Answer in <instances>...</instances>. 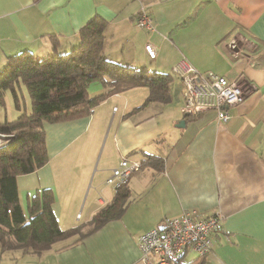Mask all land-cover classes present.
<instances>
[{
    "label": "crops",
    "instance_id": "0c3cea01",
    "mask_svg": "<svg viewBox=\"0 0 264 264\" xmlns=\"http://www.w3.org/2000/svg\"><path fill=\"white\" fill-rule=\"evenodd\" d=\"M143 13L151 31L137 23ZM94 15L105 20L102 51L110 60L170 74L178 65L239 76L245 98L228 108L225 121L214 110L186 116L171 106L173 91L177 97L182 89L172 77L165 103L145 102L148 89L127 88L110 93L87 115L45 122L48 161L16 177L25 215L29 197L49 188L61 228L84 230L113 198L115 190L105 180L122 158L150 155L162 167L149 162L129 177L120 217L38 253L0 247V264H134L138 236L186 209L221 218L205 264H264V0H0V69L18 51L37 57L50 52V35L58 37L59 51L71 49ZM146 43L156 49L154 58L145 53ZM104 90L99 82L88 87L91 97ZM5 92L14 119L20 111ZM116 101L119 114L114 105L107 110ZM6 119L0 104V122ZM181 119L185 124L178 127ZM90 178L82 220L83 212L76 211Z\"/></svg>",
    "mask_w": 264,
    "mask_h": 264
},
{
    "label": "trees",
    "instance_id": "16d2710c",
    "mask_svg": "<svg viewBox=\"0 0 264 264\" xmlns=\"http://www.w3.org/2000/svg\"><path fill=\"white\" fill-rule=\"evenodd\" d=\"M105 20L94 15L78 31V43L67 51H59V39L49 38L52 50L37 57L30 50L7 56L0 70V104L5 91H10L19 114L0 122V134L9 136L0 145V247L23 252H41L54 242L76 235L89 234L111 219L117 218L128 200L129 190L122 185L110 202L100 207L82 226L63 229L52 208L53 191L43 188L29 197L27 215L17 194L16 177L35 171L48 161L44 123L71 120L89 114L110 93L135 86L149 90L145 102L165 103L169 100L172 74L134 68L114 62L102 51ZM99 82L105 90L89 96L88 87ZM21 86L30 98V111L21 109ZM21 95H20V94ZM150 155L140 160L141 168L151 162L161 168L162 160ZM77 239L75 241H77ZM208 253L177 264H205Z\"/></svg>",
    "mask_w": 264,
    "mask_h": 264
},
{
    "label": "built area",
    "instance_id": "2783aa9c",
    "mask_svg": "<svg viewBox=\"0 0 264 264\" xmlns=\"http://www.w3.org/2000/svg\"><path fill=\"white\" fill-rule=\"evenodd\" d=\"M137 23L147 31L153 29L146 13L139 16ZM231 46H236L235 42H231ZM144 50L150 58L155 57L156 49L152 44L146 43ZM172 72L178 76L182 87L183 115L214 110L217 119L225 121L228 119V108L240 104L245 98L239 76L229 79L212 71L178 65L173 66ZM6 138L9 136L0 134V145ZM140 167L139 160L122 158L111 169L105 182L116 190L126 184ZM220 221V216H203L195 209L183 210L179 216L165 217L158 226L138 236L140 255L134 264H177L188 253H209L213 247L212 236L220 227Z\"/></svg>",
    "mask_w": 264,
    "mask_h": 264
},
{
    "label": "rangeland",
    "instance_id": "374dc122",
    "mask_svg": "<svg viewBox=\"0 0 264 264\" xmlns=\"http://www.w3.org/2000/svg\"><path fill=\"white\" fill-rule=\"evenodd\" d=\"M117 60V59H116ZM117 61H119V60H117ZM118 63H120V62H118ZM150 64L148 63V66H149ZM2 69V68H1ZM0 69V70H1ZM154 69V68H153ZM147 70H150L148 67H147ZM160 71H162V70H160ZM167 72V71H166ZM172 77H173V80H179V78H178V76L175 74V73H172ZM93 83H95V82H93ZM93 83H91V84H93ZM96 83H98V82H96ZM177 83V82H176ZM90 84V85H91ZM21 88H22V86H21ZM21 88H20V90H21ZM129 89H131V90H141V89H144V90H147L148 88L146 87V86H135V87H131V88H129ZM137 92H141V91H137ZM6 93V92H5ZM20 94V93H19ZM148 94V93H147ZM21 95V94H20ZM181 95H177V97L174 95V91H173V93H172V98H173V101L171 102V106H175V107H177V108H180V109H182V105H183V103H184V101H183V98H181L180 97ZM5 97V94H4V96H3V99H2V103H1V107H2V110H3V112L5 113V115L7 116V119H12V110H13V108L11 107V105L9 104V101H8V99L7 98H4ZM12 97V96H11ZM11 100H12V98H10ZM146 99V98H145ZM116 100V99H115ZM143 103V102H142ZM141 103V104H142ZM140 104V105H141ZM12 105H14L13 104V100H12ZM112 105H114V106H116V107H118V114L120 113V107H121V105H120V103H118L117 101L116 102H113L110 106H109V108L107 109V110H112ZM15 109V108H14ZM21 111L22 110H27V111H30V98H29V95H28V92L25 90V93L23 92V96L21 97V109H20ZM114 113H115V111H114ZM109 123H110V120L108 121V123H107V127L109 128ZM107 127H106V129H107ZM104 135H105V132H104ZM98 158H99V156H97L96 157V160H95V162H94V168L96 167V165H97V161H98ZM141 168V167H140ZM94 172V171H93ZM93 175V173L91 174V176ZM127 183V182H126ZM91 184V178L89 179V181H88V183H87V185H86V187H85V190H84V192H83V196H82V198H81V200H80V202H79V206H78V209H77V211L76 212H78L79 211V213H82L83 214V216H82V220L85 218V211H86V206H84V209H83V211H81V208H82V206H83V203H84V200H85V197H86V195H87V192H88V190H89V185ZM125 185V184H124ZM92 191L93 190H90L89 191V193H88V199H87V201H86V203L88 202V200H89V198H90V196L92 195ZM22 200H21V204L23 205V207H24V205H25V203H24V199H23V197L21 198ZM124 210V209H123ZM123 210H122V212H121V214L123 213ZM121 214L118 216V217H120L121 216ZM75 217V216H74ZM81 220V221H82ZM85 230H86V228H85ZM73 236V235H72ZM76 237V236H75ZM77 238V237H76ZM76 240V239H75ZM192 255L193 254H191V253H188V254H186L185 256H184V259L185 260H189V259H191L192 258Z\"/></svg>",
    "mask_w": 264,
    "mask_h": 264
},
{
    "label": "water",
    "instance_id": "95a60500",
    "mask_svg": "<svg viewBox=\"0 0 264 264\" xmlns=\"http://www.w3.org/2000/svg\"><path fill=\"white\" fill-rule=\"evenodd\" d=\"M233 51L238 52L239 51V48L237 46H234L233 47ZM184 124H185V120L184 119H181V120H179L177 126L178 127H183Z\"/></svg>",
    "mask_w": 264,
    "mask_h": 264
}]
</instances>
